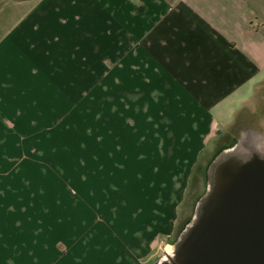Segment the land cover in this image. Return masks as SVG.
I'll return each instance as SVG.
<instances>
[{
	"label": "crops",
	"instance_id": "crops-1",
	"mask_svg": "<svg viewBox=\"0 0 264 264\" xmlns=\"http://www.w3.org/2000/svg\"><path fill=\"white\" fill-rule=\"evenodd\" d=\"M262 81L264 0H31L0 34V264H140L151 194Z\"/></svg>",
	"mask_w": 264,
	"mask_h": 264
},
{
	"label": "rangeland",
	"instance_id": "rangeland-1",
	"mask_svg": "<svg viewBox=\"0 0 264 264\" xmlns=\"http://www.w3.org/2000/svg\"><path fill=\"white\" fill-rule=\"evenodd\" d=\"M30 3L31 0H0V34L14 24L16 15L29 8ZM259 84V88L247 98L244 107L232 117L229 123L223 124L224 126L220 129L197 131L198 134L195 137H198V144L191 146L194 161L183 187L177 192L151 194L152 202H159L160 208H165V215L162 218L164 222L161 221V226L166 225L152 233L151 246L140 259V264L169 263L167 252L176 259L180 258L181 252L179 254L178 250L182 249L180 247L185 240L184 237L190 238L192 227L200 220L201 205L207 203V198H210L214 190H217L218 180L226 177L223 168L217 166L215 181L211 184L208 170L214 158L222 150L235 146L243 131L257 133L264 139V81ZM176 158L180 160V158L174 157L172 161L168 159L167 162L169 186H173L172 183L176 181L175 178H172V173L179 167ZM65 187L67 189V185ZM160 211L162 210L151 209L152 222L158 221L157 213ZM56 236L60 246L69 245L65 236H61L59 233ZM77 249L76 245L71 251L78 256Z\"/></svg>",
	"mask_w": 264,
	"mask_h": 264
},
{
	"label": "water",
	"instance_id": "water-1",
	"mask_svg": "<svg viewBox=\"0 0 264 264\" xmlns=\"http://www.w3.org/2000/svg\"><path fill=\"white\" fill-rule=\"evenodd\" d=\"M221 167L226 177L212 194L210 215L193 238L184 237L171 264H264V156Z\"/></svg>",
	"mask_w": 264,
	"mask_h": 264
},
{
	"label": "bare ground",
	"instance_id": "bare-ground-1",
	"mask_svg": "<svg viewBox=\"0 0 264 264\" xmlns=\"http://www.w3.org/2000/svg\"><path fill=\"white\" fill-rule=\"evenodd\" d=\"M253 154L256 155H260V156H264V139L257 133L254 132H250L248 130L243 131V133L241 134L239 140L237 141V144L231 148L228 149H224L222 150L213 160V162L210 165V168L208 170V174L209 177L211 179V184L214 183V177L215 174L217 173V168L220 167L223 163L225 162H230L231 164H233L234 162H238L241 161L242 159H245ZM218 166V167H217ZM217 191V190H216ZM214 196V200L216 197V192L213 195ZM208 201H206L207 203H205L203 206L201 205L200 210H199V216H200V220L198 221V223L194 224V226L192 227V229L194 230L197 226V228L199 226H201L203 223L202 221H204L206 219L207 216L210 215L209 209L211 207V202L212 201V196L210 198H207ZM202 208V209H201ZM207 208V210H206ZM196 228V229H197ZM193 230H191V238L194 237V235L197 233V230L195 233H193ZM190 238V239H191ZM181 250L179 249L178 253L180 254V252H182L184 250V245L182 247ZM167 258H168V262H166L165 264H171V261H179V259L174 258V256L171 253L167 252Z\"/></svg>",
	"mask_w": 264,
	"mask_h": 264
}]
</instances>
